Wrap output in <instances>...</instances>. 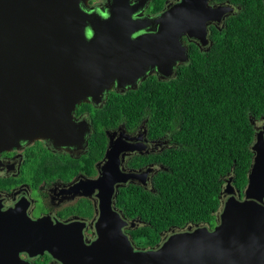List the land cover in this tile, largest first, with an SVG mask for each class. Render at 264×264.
<instances>
[{"label": "water", "instance_id": "95a60500", "mask_svg": "<svg viewBox=\"0 0 264 264\" xmlns=\"http://www.w3.org/2000/svg\"><path fill=\"white\" fill-rule=\"evenodd\" d=\"M208 2L182 0L147 20L132 17L128 0H112L104 17L87 0H0V153L68 135L76 104L98 99L112 84L137 88L149 68L171 77L188 61L183 37L206 46L208 25L234 12ZM141 22L157 23L155 33L137 36L148 27ZM135 36L144 40L117 42ZM138 43L159 49L141 51ZM252 151L244 199L227 180L214 230L174 235L147 253H135L122 234L105 238L114 250L102 251L103 237L84 264H264V129L257 128Z\"/></svg>", "mask_w": 264, "mask_h": 264}, {"label": "flooded vegetation", "instance_id": "af4514ba", "mask_svg": "<svg viewBox=\"0 0 264 264\" xmlns=\"http://www.w3.org/2000/svg\"><path fill=\"white\" fill-rule=\"evenodd\" d=\"M181 1L128 0L127 8L134 19L149 20ZM110 3L112 0H87V7L104 17ZM208 6L233 8L228 0H209ZM225 17L208 25L209 43L212 27H222ZM139 25L148 26L136 33L142 36L155 33L157 23ZM137 36L117 42L144 40ZM138 44L141 51L145 46L154 52L159 49L156 44ZM183 44L202 49L210 45L202 46L186 36ZM179 66L171 77L149 68L137 81V88L115 83L98 99L79 102L72 111L68 135L21 142L0 153V264H84L85 255L95 252L93 248L103 237L98 246L102 251L114 250L105 244V238L122 234L135 253H147L157 251L174 235L192 233L198 227L214 230L222 208L213 227L191 224L171 229L161 226L159 230L148 213H135V206H129L133 196L127 195L154 191L155 178L168 170L160 159L177 143L167 130L151 126L147 115L129 120L104 117L112 95L137 91L150 78H172ZM255 128L256 133L257 128L264 129V118ZM128 175L132 177L121 181ZM243 192L239 200L244 199ZM225 200L222 194V202Z\"/></svg>", "mask_w": 264, "mask_h": 264}, {"label": "trees", "instance_id": "16d2710c", "mask_svg": "<svg viewBox=\"0 0 264 264\" xmlns=\"http://www.w3.org/2000/svg\"><path fill=\"white\" fill-rule=\"evenodd\" d=\"M234 12L212 27L210 45L188 47V61L165 81L148 79L137 91L112 95L104 117L151 118L177 143L161 157L168 168L154 191H139L129 206L155 226H214L226 181L248 186L264 118V0H228ZM145 207L146 210L143 208Z\"/></svg>", "mask_w": 264, "mask_h": 264}]
</instances>
